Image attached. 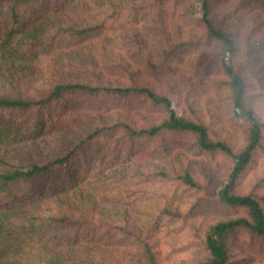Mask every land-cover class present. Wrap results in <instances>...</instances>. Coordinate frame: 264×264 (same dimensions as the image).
Listing matches in <instances>:
<instances>
[{"label": "trees", "instance_id": "trees-1", "mask_svg": "<svg viewBox=\"0 0 264 264\" xmlns=\"http://www.w3.org/2000/svg\"><path fill=\"white\" fill-rule=\"evenodd\" d=\"M249 61L264 0H0V264H264Z\"/></svg>", "mask_w": 264, "mask_h": 264}, {"label": "clouds", "instance_id": "clouds-1", "mask_svg": "<svg viewBox=\"0 0 264 264\" xmlns=\"http://www.w3.org/2000/svg\"><path fill=\"white\" fill-rule=\"evenodd\" d=\"M254 67L255 63L249 61L246 67L240 71L242 93L250 100L248 108L252 116L264 120V83H261L254 77Z\"/></svg>", "mask_w": 264, "mask_h": 264}, {"label": "rangeland", "instance_id": "rangeland-1", "mask_svg": "<svg viewBox=\"0 0 264 264\" xmlns=\"http://www.w3.org/2000/svg\"><path fill=\"white\" fill-rule=\"evenodd\" d=\"M187 196H183V200H187ZM181 248V246H180ZM179 244L173 248V250L169 249V254L167 255V259L171 264H186L187 252L184 249H180Z\"/></svg>", "mask_w": 264, "mask_h": 264}]
</instances>
